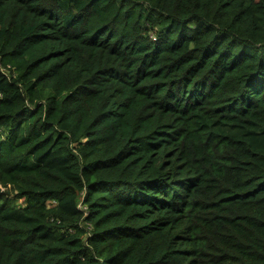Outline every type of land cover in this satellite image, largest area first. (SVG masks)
<instances>
[{"label":"trees","instance_id":"16d2710c","mask_svg":"<svg viewBox=\"0 0 264 264\" xmlns=\"http://www.w3.org/2000/svg\"><path fill=\"white\" fill-rule=\"evenodd\" d=\"M0 264H264V0H0Z\"/></svg>","mask_w":264,"mask_h":264},{"label":"rangeland","instance_id":"374dc122","mask_svg":"<svg viewBox=\"0 0 264 264\" xmlns=\"http://www.w3.org/2000/svg\"><path fill=\"white\" fill-rule=\"evenodd\" d=\"M12 199H13V197H12ZM11 201H12L13 206H17L19 208H24L26 206V204L23 203L21 200H15V199H13Z\"/></svg>","mask_w":264,"mask_h":264}]
</instances>
